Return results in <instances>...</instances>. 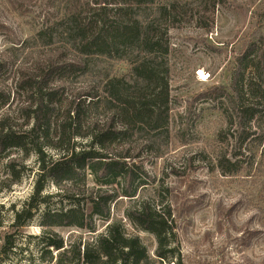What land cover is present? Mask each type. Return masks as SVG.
<instances>
[{"label":"trees","instance_id":"obj_1","mask_svg":"<svg viewBox=\"0 0 264 264\" xmlns=\"http://www.w3.org/2000/svg\"><path fill=\"white\" fill-rule=\"evenodd\" d=\"M5 2L24 13L36 0H0V8ZM217 3L47 0L36 32L9 37L0 53L2 184H20L33 156L39 171L29 202L2 233L0 259L49 199V183L69 207L42 216V264H165L176 255L171 189L151 186L144 162L171 151L169 31L191 23L210 32ZM0 33L9 36L1 20ZM121 64L130 72L117 75ZM233 76L224 98L235 148L211 167L224 177L241 170L243 155L264 172V36L248 44ZM124 219L154 237V254L145 238L126 232ZM99 221L107 223L102 233ZM60 228L90 238L65 239Z\"/></svg>","mask_w":264,"mask_h":264},{"label":"rangeland","instance_id":"obj_2","mask_svg":"<svg viewBox=\"0 0 264 264\" xmlns=\"http://www.w3.org/2000/svg\"><path fill=\"white\" fill-rule=\"evenodd\" d=\"M46 1L36 0L24 13L5 2L8 5L0 8V20L9 28V36L0 33V53L10 46L11 35L25 39L40 28ZM217 1L210 32L191 23L169 31L171 151L165 158H147L144 162L150 185L168 187L172 193L180 246L165 264H264L262 168L251 166L244 155L239 158L241 170L229 177L211 168L220 152L235 148L236 139L228 132L224 95L231 92L238 59L248 44L264 36V0ZM130 70V65L121 64L116 74ZM4 164L0 160V217L6 226L0 228V243L3 231L13 221V210H22L29 202L39 171L33 156L21 183L5 189ZM45 194L49 199L19 233L16 248L1 258L0 264H42V216L47 210L69 207L67 202L61 203L52 183ZM124 222L126 232L145 238L154 254V237L127 219ZM106 224L97 222L98 233L105 231ZM56 232L65 239L73 233L90 238L77 229L60 228Z\"/></svg>","mask_w":264,"mask_h":264},{"label":"bare ground","instance_id":"obj_3","mask_svg":"<svg viewBox=\"0 0 264 264\" xmlns=\"http://www.w3.org/2000/svg\"><path fill=\"white\" fill-rule=\"evenodd\" d=\"M200 75L202 77V80H206V78H204V74L202 72H200Z\"/></svg>","mask_w":264,"mask_h":264}]
</instances>
